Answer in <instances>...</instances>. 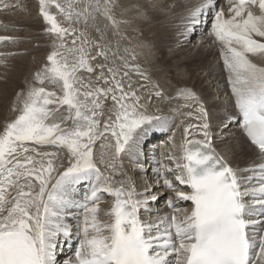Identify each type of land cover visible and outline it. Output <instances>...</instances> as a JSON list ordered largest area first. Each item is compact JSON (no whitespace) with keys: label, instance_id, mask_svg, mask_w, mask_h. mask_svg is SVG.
Masks as SVG:
<instances>
[{"label":"snow or ice","instance_id":"6c2138e0","mask_svg":"<svg viewBox=\"0 0 264 264\" xmlns=\"http://www.w3.org/2000/svg\"><path fill=\"white\" fill-rule=\"evenodd\" d=\"M166 13L181 40L203 28L218 45L231 102L222 114L188 87L166 113L161 86L130 62L134 49L120 55L107 39ZM38 15L52 49L0 123V264H264V0H38ZM233 127L244 163L214 145Z\"/></svg>","mask_w":264,"mask_h":264},{"label":"bare ground","instance_id":"6f19581e","mask_svg":"<svg viewBox=\"0 0 264 264\" xmlns=\"http://www.w3.org/2000/svg\"><path fill=\"white\" fill-rule=\"evenodd\" d=\"M4 1L5 0H0V11L5 10L3 8ZM7 2L9 3V8L13 7L15 9L13 13L17 16V18L15 20H11V19H7L6 17H4L5 14H1L2 15L1 18L3 17L5 19L3 18L0 19V30L1 31L6 30L7 32L6 34H3V33L0 34V36L4 35V36L9 37L10 41H5V42L7 43V45H9L10 42H13V47H7L4 50H0V54H3L5 56L11 53L18 54L17 47L18 46L22 47L23 43L21 42L16 43L14 41H19L20 40L19 38L22 37L21 34H24V37L27 36V38L25 39L26 43H25L24 49L21 48L23 50L22 54H24V56L20 55L21 56L20 59H16V56H17L16 55L14 56L15 58L10 57V58L3 59V60L1 59L0 61V65L3 63L7 64L9 62L10 63L12 62V64L14 63L16 64L15 66L10 67V68H8L7 65L5 64L6 67L4 68V70H0V123L4 122V119L6 116L11 117L14 115L13 113L9 111V105L13 101L15 94L24 86L26 80L31 79V77L34 75L35 70L43 67V65L47 62L46 57L52 49V42H51L52 38L45 31L46 26L42 18L38 15V0H7ZM117 2L123 3L125 2V0H117ZM163 2H167V0H163ZM191 2L192 0H190V3ZM115 15L117 19L121 18L119 8L116 9ZM98 23L101 28H104L106 21L101 19L100 21H98ZM178 24H179V21L176 20L174 16H171L170 14L166 13L160 17L157 23H154L151 26H147L141 23H135L131 25L130 27H126L122 25L120 36H113L111 29H108L107 31V39L109 41H112L113 47H115L116 41H119L120 55H124V51H123L124 48L134 49V54L136 56V59L135 61H130V62L139 65L141 71L147 74L151 78L152 82L158 83L161 86L165 94V97H166V100L163 104H161V107L165 109L166 113L169 108V102L167 98L168 97L173 98L172 103H171L172 108H175L178 104H182L183 101L178 102L179 100L175 99L176 93L178 89L181 88L182 86L191 87L192 82L194 81V78H195L194 76L192 80L191 79L189 80L187 76L190 73L187 71L186 68L185 70H183L182 67H180L184 59L177 60L179 55L182 53L181 52L179 54L178 52L180 51L177 49L183 47L182 46L183 43L181 44L180 42V37L177 39V42L175 41V45L173 44V47L177 46L176 50L175 48L171 46L169 47V45L166 43L170 41L169 39H171L172 37L171 35L167 34L168 32H166L167 31L166 27L177 28ZM164 26H165V29H164ZM162 28L164 29L165 32H160V34H158L156 37V33H158V31H160ZM202 30L204 31L203 28H201L198 31V35H201V38L198 41L199 43L201 42V44L206 43L207 44L206 46H208L210 44L209 42L210 38L206 34H204V32L202 33ZM87 33L89 37L93 39H95L98 36V33H96L95 30L92 28H89L87 30ZM16 35L19 37H16ZM161 35H164L162 42H163V46H165V49L161 50L162 56H164L163 54L166 51L171 52V54L173 53V55L165 56L164 58H161L159 60L158 59L159 55H156L159 48L155 46L156 43L154 41ZM36 36H40V40L38 44H34L33 42V40L36 39ZM139 41H143L145 44L148 45V47L144 49L134 48L135 44ZM5 42H3L4 45H5ZM33 45H38L37 50L30 49L29 46L32 47ZM30 53L32 54L29 55ZM171 57H175L174 60L168 61L170 60ZM204 69L205 71L207 70L206 68ZM197 74L199 75L198 72ZM132 78L134 81L137 79H140V82L144 83V81L141 78L137 77L134 72H133ZM49 87L51 88L52 86H49ZM147 91H150V89H148ZM147 91H145L144 93L145 95H147ZM217 94H219V99H218L219 101H215V100L214 101L216 105H219L220 113L222 114L223 112L222 106L230 107L231 102L227 98L225 92H223L221 89L217 90ZM182 119H186V117H178L176 119V122L181 125ZM238 132L239 130L233 127L232 135L227 138L228 139L227 143L221 142L223 138H220L214 141V145L217 151L221 155L226 156L228 160L232 162L233 164L239 161L238 159L237 160L234 159V156H233L235 154L234 150L239 155H242L244 157H247V155H250L247 149V146L244 145L243 142H239L242 140H238V138H242V137L240 134H238ZM174 133H175V136H174L175 143L180 144L182 141V125L181 127H179L178 131L177 132L174 131ZM236 136L238 138L234 140H230L231 137H236ZM166 139H167L166 137H161V136H156L152 139L153 144L151 142L152 144L151 146L157 148V155L159 158H160L159 156L160 153L163 152L164 154L163 156L165 157V154L169 151L170 146L167 144ZM157 144H160V145H157ZM160 159L162 160L163 163L168 164V165L170 164V161L166 160L165 158L164 159L160 158ZM109 209L110 207L107 201L101 204V210H102L101 218L102 219H105V220L107 219V216L104 213L107 212ZM162 209L163 208L160 207L161 215L168 212V210H162ZM67 254L68 256L72 255V251L70 250V252H68L66 248L64 252L61 254V257H60L61 260L66 258L65 255L67 256Z\"/></svg>","mask_w":264,"mask_h":264},{"label":"rangeland","instance_id":"374dc122","mask_svg":"<svg viewBox=\"0 0 264 264\" xmlns=\"http://www.w3.org/2000/svg\"><path fill=\"white\" fill-rule=\"evenodd\" d=\"M191 3H193V4L196 3V0H192ZM12 8L13 7H10L9 10H4V11L1 10L2 12L0 11V19L3 18V17L1 18V16H2L1 14H5L4 17H6L7 19L15 20L17 18V16L13 13V11L15 9L14 8L12 9ZM3 19H5V18H3ZM150 28H152V27H150ZM164 29H165V26H164ZM164 29L162 28L160 31H158V33H156V37H157L158 34H160V32H165ZM166 30H167L166 32H168L167 34H169V35L172 36L171 39H169L170 41H168L166 43L169 45V47L170 46L173 47V44L175 45V41L177 42V39L179 38V34L177 32V28L166 27ZM6 32H7L6 30H2V31L0 30V34H2V33L3 34H6ZM203 32L204 31L202 30V33ZM21 36L22 37L19 38L20 39L19 41H14L16 43H20V42L23 43L22 44V47H20V46L17 47L18 48L17 49V53L18 54L11 53V54H8L6 56L2 54V55H0V61H1V59L2 60L3 59H7V58H10V57H14L16 55H17L16 56V59H20V57H21L20 55L24 56V54H22L23 53V50L22 49H24V46H25V43H26L25 39L27 38V36L24 37V34H21ZM161 36H159L156 39L157 41L156 40L154 41L156 43L155 46L159 48L158 51H157V53L155 52L156 55H159V57H158L159 60L161 58H164L165 56L173 55V53L171 54V52L166 51L163 54L164 56H162L161 50L162 49H165V46H163V42H162V39L164 38V35H161ZM16 37H19V36L16 35ZM200 38H201V35H198V32H197L196 37L194 39H192L190 43L187 42V41H185V40H181L180 39L181 44L183 43L182 44L183 47H181V48H179L177 50L180 51V52H178L179 54L182 52L181 53L182 55L180 54L177 60L184 59V61L180 65V67H182L183 70H185V68H186L187 71L192 75L191 76L189 74L187 76L189 78V80L190 79L192 80L193 77L195 76L194 81L192 82V86L191 87H188V88L194 89L197 92H202L204 94L206 93L205 94V98L208 99L210 101V103H211V101H212V103H215V101H219V100H215L214 99L215 97L219 96V94H217V90L218 89H221L223 92H226V82H225V79H224V77H225L226 74H224L221 71V68H222V60L219 58V47H218V45L210 43L208 46H206L207 45L206 43H203V44H201V42L199 43L198 40ZM39 40H40V36H36V39L33 40L34 44H38ZM198 46H200V47H198ZM7 47H13V42H10L9 45H7L6 42H5V45H4L3 42L0 43V50H4ZM29 47L32 50H37L38 45H33L32 47L31 46H29ZM173 48H175V50H176L177 46H174ZM217 49H218V51H217ZM31 54L32 53H30L29 55H31ZM202 56H204V57H202ZM174 58L175 57H171L170 60H168V61H173ZM5 64L6 63H3V64L0 65V70H4V68L6 67ZM6 65H7L8 68H10V67L15 66L16 64L15 63L12 64V62L11 63L9 62ZM204 68H206L207 70L205 71ZM196 71L199 73V75L197 74ZM215 81H216V83H215ZM182 87H187V86H182ZM215 93H216V95H215ZM178 102H182V101L179 100ZM217 106L219 107V105H217ZM176 125H177V127L174 128V131L175 132H177L178 129H179V127H181V125L178 124L177 122H176ZM238 134H240V132H238ZM236 138H238V137L237 136L236 137H231L230 140H234ZM238 140H242V138H238ZM239 142H242V141H239ZM152 144H153V142H152ZM178 144L179 143H177V145ZM157 145H160V144H157ZM234 152H235V154L233 156H234V159L235 160L238 159L240 163L246 162V157H244L242 155H239L235 150H234ZM163 155H164L163 152L160 153V155H159L160 158H163L164 159L165 157ZM109 207H110V204H109ZM160 207L163 208L162 210H168L164 206L163 202H161V206ZM65 257H67V256L65 255Z\"/></svg>","mask_w":264,"mask_h":264}]
</instances>
